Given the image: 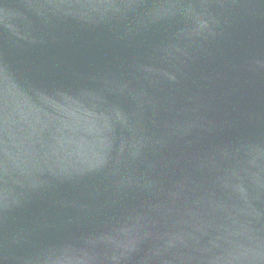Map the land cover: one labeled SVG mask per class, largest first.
I'll return each mask as SVG.
<instances>
[{"label":"water","instance_id":"95a60500","mask_svg":"<svg viewBox=\"0 0 264 264\" xmlns=\"http://www.w3.org/2000/svg\"><path fill=\"white\" fill-rule=\"evenodd\" d=\"M0 264H264V0H0Z\"/></svg>","mask_w":264,"mask_h":264}]
</instances>
